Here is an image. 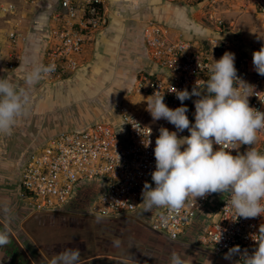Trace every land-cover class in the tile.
<instances>
[{
    "label": "built area",
    "instance_id": "2783aa9c",
    "mask_svg": "<svg viewBox=\"0 0 264 264\" xmlns=\"http://www.w3.org/2000/svg\"><path fill=\"white\" fill-rule=\"evenodd\" d=\"M248 1L264 13V0ZM24 2L45 17L40 29L43 42L40 65L55 64L56 68L42 80L55 83L72 77L81 65L84 44L108 24L104 1ZM15 12L14 3H0V18ZM19 37L15 31L8 33L12 44ZM143 38L149 58L162 73L143 75L137 82L138 89L146 97L156 91L164 93V102L172 109L181 106V102L170 92L171 88L191 92L196 82L208 78V65L213 59H220L198 49L191 40L169 39L166 29L153 21L146 23ZM15 64L16 59L10 56L7 68L14 70ZM235 67L237 75L253 86L254 93H259L248 98L249 106L264 112V76L257 74L253 63L246 59L235 60ZM146 108L145 102V112L139 114L133 107L121 105L115 123L95 122L62 130L32 147L19 172L18 199L37 213L57 211L75 200L89 199V215L97 219H121L144 210L141 192L145 181L152 183L159 129L175 131L174 125L164 119L154 121ZM135 122L144 128L142 133L134 129ZM188 135L189 132L184 133ZM148 140L151 144L145 147ZM255 147L264 153V131L259 133ZM232 154L236 155V150ZM226 199L227 195L219 193L197 198L196 203H186L179 214L157 208L146 227L168 240L189 243L201 251L208 247L215 256L225 255L236 245L242 252L247 249L251 253L255 247L252 236L264 224V217L235 219L232 210L225 208ZM233 259L239 260L240 256Z\"/></svg>",
    "mask_w": 264,
    "mask_h": 264
},
{
    "label": "rangeland",
    "instance_id": "374dc122",
    "mask_svg": "<svg viewBox=\"0 0 264 264\" xmlns=\"http://www.w3.org/2000/svg\"><path fill=\"white\" fill-rule=\"evenodd\" d=\"M122 1L123 6L118 5L115 9L118 22L116 27L131 31L129 33L132 38L122 35L118 42L114 41L109 45L110 50H100L99 54L93 50L80 69L64 81L51 83L41 79L29 89L30 103L27 105L26 115L17 120L12 136L0 137V200L3 199L0 201V219L17 239L20 233L25 236L29 242L24 247L27 253L31 250V240L34 239L30 235L28 239L22 226L29 216L5 212V209L19 207L4 202L16 194L13 187L9 186V180L14 179L13 167L19 159L17 146L22 150V158L28 149L56 132L95 122L115 123L118 118L116 111L121 105L133 107L142 114L138 107L141 103L143 108L147 97L138 89L137 82L143 75L150 74L148 63L151 59L149 56L147 58L148 54L144 52L145 47L138 36L142 31L144 35L146 23L156 22V18L151 15L146 19V13L143 15L140 9L136 11L137 1ZM169 2L173 3L177 12H184H181L180 17L178 14L173 17L175 29L182 34L186 31L187 35H191L187 39H191L198 49L213 57L220 58L229 51L235 54V60L246 59L251 63L253 52L264 45V13L254 9L252 2L248 0ZM183 18L187 23L180 24L177 19ZM167 37L171 39L168 34ZM38 65L40 61L32 68ZM21 79L25 81V77ZM21 87L27 88L25 82ZM43 98L58 102L44 112L38 106ZM192 100L189 99L185 105L188 107L186 114L190 122L194 123L195 106L194 103H189ZM85 117L89 121L80 122L79 118ZM184 133L188 131L178 133V136H184ZM247 148L241 146L239 152L243 153ZM155 209L157 208L152 210ZM28 229L38 238L56 245L54 256L71 248L79 250L81 260L95 254L117 256L144 264H170L172 253H177L187 264H233L236 261L233 258L231 261L226 260L224 255L215 256L208 247L201 251L191 244L189 246L192 247H189L186 243L168 240L164 235L153 232L146 225H139L130 218L97 219L91 216L81 221H67L60 217L43 216L31 220ZM35 251L40 255L39 248ZM1 255L0 252V260ZM87 263L89 262L83 264ZM96 264L125 263L98 259Z\"/></svg>",
    "mask_w": 264,
    "mask_h": 264
},
{
    "label": "clouds",
    "instance_id": "9594fccd",
    "mask_svg": "<svg viewBox=\"0 0 264 264\" xmlns=\"http://www.w3.org/2000/svg\"><path fill=\"white\" fill-rule=\"evenodd\" d=\"M252 63L257 74L264 76V45L253 52ZM55 68V64L32 68L25 76L27 88L0 78V134L12 135L17 120L26 115L29 89ZM207 70L208 78L196 82L191 92L171 88L170 92L181 102L175 109L166 105L160 91L146 98V110L152 119H164L176 131L159 129L152 183L144 182L140 204L145 211L160 208L179 214L186 203L219 193L223 197L227 195L225 208L232 210L235 219L264 217V153L255 147L259 133L264 131V112L250 107L248 100L259 93H254L253 86L237 75L232 52L226 51L219 60L213 59ZM192 97H197L193 101L194 123L190 122L184 104ZM134 129L142 133L144 128L135 122ZM185 130L188 136H178ZM150 144L148 140L145 147ZM242 145L248 148L240 153ZM214 146L218 147L214 149ZM233 150L236 155L232 154ZM9 235L7 230L0 231V247L10 242ZM252 239L255 247L251 253L247 249L242 252L236 245L225 253L224 259L231 261L239 255L240 259L233 264H241V260L243 264H264V224ZM47 264H82V261L79 250L69 248L50 258ZM170 264H187V261L172 253Z\"/></svg>",
    "mask_w": 264,
    "mask_h": 264
},
{
    "label": "crops",
    "instance_id": "0c3cea01",
    "mask_svg": "<svg viewBox=\"0 0 264 264\" xmlns=\"http://www.w3.org/2000/svg\"><path fill=\"white\" fill-rule=\"evenodd\" d=\"M12 2L16 5V12L7 18H0V78H7L12 83L22 86L24 85L23 79L28 71L40 60V56L42 54V34H41V25L45 22V17L41 11H39L37 8H34L33 6L26 5L24 0H0V3L3 2ZM107 15H108V24L107 26L99 31L97 34L93 36V38L90 41H87L84 44L83 50H82V59H81V65H83L85 59H87L93 50L100 53L99 51H105L110 50L109 45L116 41L118 42V39L121 38L122 35L131 36L126 28L121 30V27L118 29L116 27L117 25V19L115 18V9L116 6L121 5L123 6L122 0H103ZM137 1L136 5V11L141 10L143 12V15H146V19H149L151 15H154L156 18L157 24L164 27L167 31V34L169 37L173 40L176 39H183V40H191L187 39L190 38L191 35H187V32H183L184 34L180 33L178 30L175 29L176 23L173 19L177 14L179 17L181 16L180 13L177 12L175 7H173V3L169 1L173 0H135ZM139 3V5H138ZM125 5V4H124ZM126 6V5H125ZM195 12V11H194ZM193 12V13H194ZM184 13V12H183ZM186 13V12H185ZM175 14V15H173ZM189 17V15H187ZM152 17V16H151ZM190 18V17H189ZM188 19V18H187ZM180 21V24L187 23V20L185 18L183 19H177ZM169 30V32H168ZM10 31H15L20 34V37L15 41V43H11L8 39V33ZM181 31V30H180ZM182 32V31H181ZM141 39V42L143 43L144 47V35L143 31L140 36H138ZM110 45V46H111ZM146 49H144V52ZM147 54V51H146ZM13 56L16 59V68L14 70H9L7 68V62L9 61V57ZM148 58V55H147ZM149 69L150 73H159L162 72L157 68V66L152 63L150 60L149 63ZM79 67V69H80ZM58 83V82H57ZM58 100L53 102L51 98H43L40 100V103L38 106L41 108V111L46 112L48 109H51L57 104ZM137 104V103H135ZM138 110L144 111L141 107V103L139 104ZM81 121H89L88 118H79ZM85 125H77V127H84ZM12 136V135H11ZM0 137H3L2 134H0ZM12 199H9L8 201H4L5 203H8L10 205H19L17 203L18 199H15V194L12 195ZM14 198V199H13ZM3 200V199H1ZM0 200V201H1ZM17 200V201H16ZM20 208V207H19ZM10 208L7 212H16L20 209ZM190 240L188 239L187 242ZM184 243V242H183ZM186 245L189 246V243H186Z\"/></svg>",
    "mask_w": 264,
    "mask_h": 264
},
{
    "label": "flooded vegetation",
    "instance_id": "af4514ba",
    "mask_svg": "<svg viewBox=\"0 0 264 264\" xmlns=\"http://www.w3.org/2000/svg\"><path fill=\"white\" fill-rule=\"evenodd\" d=\"M29 150L30 149H28L25 152V154L22 156V158H20L22 150L19 149V146H17V151H19L18 152L19 159H17L16 162L14 163V167H13L14 168L13 170L14 179L9 180V186L13 187L14 192L15 191L17 192L19 172H20L22 163L24 162L25 156L27 155ZM88 202H89V199L75 200L73 203L69 204L67 207L60 209V211L55 214L41 215V214H36L37 212L33 211L32 208H30L29 206H26L23 202H21L18 199L17 203L19 204L18 207H20L18 209L20 210L16 212L21 216L25 214L29 216V219L25 221L22 227H23V230L26 232V236L30 235L34 239V241L30 239L32 241V243L30 244L31 250H28V253H27L24 247L26 248L29 245V242L25 238V236L20 233L18 239L23 240L22 242H20L17 239V237L13 235L9 227L0 219V222H2L7 227L6 229L8 233L9 234L11 233L9 235L11 244L8 243L9 245L7 244L3 247H0V248H4V250H0L2 254L1 255L2 259L0 260V264H47L48 260L54 256V249L56 245L50 244L42 238H38L37 235L33 234V232L28 229V223L31 220L36 219L37 217L40 218L43 216L60 217L63 220L65 219L67 221H71V220L81 221L83 219L91 217L88 211V204H89ZM153 213H154V210L145 211V210L140 209L134 212L132 215L125 216L124 218H130L131 220L134 219L135 222L139 225H146L145 223L149 221V219L153 216ZM6 229L0 226V231H4ZM28 239H29V236H28ZM189 247H192V246H189ZM36 248L40 249L41 251L40 255L37 254V252L35 251ZM193 248L195 247L193 246ZM42 251H43V254H42ZM94 255L95 254H93L90 257H93ZM97 260L98 259L91 260L87 264H96Z\"/></svg>",
    "mask_w": 264,
    "mask_h": 264
},
{
    "label": "water",
    "instance_id": "95a60500",
    "mask_svg": "<svg viewBox=\"0 0 264 264\" xmlns=\"http://www.w3.org/2000/svg\"><path fill=\"white\" fill-rule=\"evenodd\" d=\"M59 211L60 210L50 211V212H40L38 214H41V215H50V214H55V213H57ZM0 226L3 227L4 229L7 228L2 222H0ZM94 259H103V260L121 262V263H125V264H144V263H141V262H138V261H133V260H130V259H124V258H121V257L111 256V255H94L93 257H89V258H86V259H82L81 261H82V264H83V263H86V262H90L91 260H94Z\"/></svg>",
    "mask_w": 264,
    "mask_h": 264
}]
</instances>
